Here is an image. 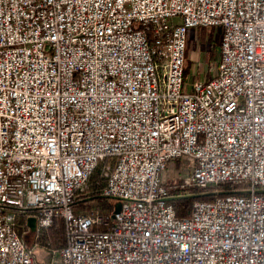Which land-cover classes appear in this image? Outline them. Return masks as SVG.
Instances as JSON below:
<instances>
[{
    "label": "built area",
    "instance_id": "1",
    "mask_svg": "<svg viewBox=\"0 0 264 264\" xmlns=\"http://www.w3.org/2000/svg\"><path fill=\"white\" fill-rule=\"evenodd\" d=\"M194 27L220 41L188 92ZM95 170L117 211L74 207ZM191 188L225 193L177 216ZM0 264H264V0H0Z\"/></svg>",
    "mask_w": 264,
    "mask_h": 264
},
{
    "label": "rangeland",
    "instance_id": "2",
    "mask_svg": "<svg viewBox=\"0 0 264 264\" xmlns=\"http://www.w3.org/2000/svg\"><path fill=\"white\" fill-rule=\"evenodd\" d=\"M216 30L215 27H194L188 29L186 48L187 75L184 80V91L189 92L191 90L192 82L195 79H209L214 75L220 41V38L215 39ZM185 161L187 159L175 158L168 162L164 172V181L167 186L175 184L185 174L182 167V162ZM84 203L87 208L99 206L97 201L93 199H87ZM35 232V226L33 229L29 226V228H25L22 234V239L29 247L33 246ZM46 235L52 243L51 228L47 233L40 235V243L44 242L43 238H46ZM52 245L56 246L53 243ZM34 251L40 262L46 261L49 257L47 252L38 247H35Z\"/></svg>",
    "mask_w": 264,
    "mask_h": 264
},
{
    "label": "trees",
    "instance_id": "3",
    "mask_svg": "<svg viewBox=\"0 0 264 264\" xmlns=\"http://www.w3.org/2000/svg\"><path fill=\"white\" fill-rule=\"evenodd\" d=\"M216 35L215 39L220 38V30L216 28ZM187 75V62H186V53H185V60H184V68H183V79L185 80V77ZM208 80V78L203 79V81ZM90 195L89 199L96 200L98 205L104 208L108 209L109 214L113 210V206L115 202L112 199L105 198L99 194V189L102 186L103 182L99 178V172L98 170H95L91 177H90ZM220 188L224 191L229 189V186L227 184H222L220 185ZM191 193H199L200 190L197 188H191L188 190ZM195 199H211V197H199V198H192V199H181L177 201H173V207L175 210V213L177 216H184L187 215L191 204L193 200ZM84 201H77L74 203L75 208H79L83 206ZM51 235H52V243L56 246H60L63 242V237H62V223L59 220H56L54 224L51 226ZM45 239V238H43Z\"/></svg>",
    "mask_w": 264,
    "mask_h": 264
},
{
    "label": "water",
    "instance_id": "4",
    "mask_svg": "<svg viewBox=\"0 0 264 264\" xmlns=\"http://www.w3.org/2000/svg\"><path fill=\"white\" fill-rule=\"evenodd\" d=\"M258 191L261 192L262 190H258ZM238 192H244V191H238ZM222 193H225V192H223V191H211V192L183 194V195H177V196L168 197L167 200L177 201V200H181V199H192V198H199V197H205V196H213V195L222 194ZM118 209H119V203L116 202L114 204V210L117 211ZM28 224L33 229L34 224H35V219L33 217L29 218L28 219Z\"/></svg>",
    "mask_w": 264,
    "mask_h": 264
}]
</instances>
